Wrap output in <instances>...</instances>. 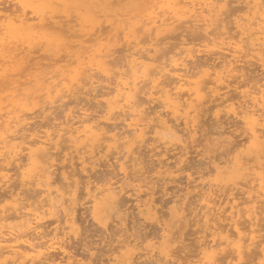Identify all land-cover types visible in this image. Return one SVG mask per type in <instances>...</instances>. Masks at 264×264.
I'll return each mask as SVG.
<instances>
[{
  "label": "bare ground",
  "instance_id": "6f19581e",
  "mask_svg": "<svg viewBox=\"0 0 264 264\" xmlns=\"http://www.w3.org/2000/svg\"><path fill=\"white\" fill-rule=\"evenodd\" d=\"M221 1L222 0H220V1L219 0H0V162H1L0 163V188H2L4 185H5V187L6 186H8V187L14 186L15 187V188H12L9 190H8V188L6 190L3 189L5 191V193L2 192V194H1L2 198L0 196V203L4 202L3 205L1 204L2 208L0 209V264H15V263H18L20 259H23L24 261H27L26 263H30V264H36L37 262L41 263L42 261L45 262V260H48V258H49V256H46V255H48L52 249H56V250L59 249V250H61L67 254L66 255L63 253L64 256L66 255L65 256L66 259H63L61 261L62 263H59V264H66V263L67 264H83V262L82 263L79 262L80 259H78V258H76L77 259V262H76V260H74V257H73L74 255L73 254L71 255V253H70L71 251L67 250V248L65 246L66 244L64 245V241H63L65 239L64 237L67 236L70 239L69 236L73 232L70 233V231H66L65 227H63L60 230L54 228L55 229L54 232H53V230H51L52 233H48L49 234L48 236L50 238L48 236L45 237L46 242L44 240V237L42 238V236L43 235L45 236L46 234H43V233H45L44 231H43V233H41V230H40L41 226L40 225H42L41 224L42 222L40 223V221H42L43 216L46 217L47 213H50L49 215H53L52 213L55 212L54 210L60 208L61 210H63L65 212V220H64V217H62V218L67 223L66 228H69V227L72 228L73 223L75 222V217H74L75 214L73 215L74 207L72 205H69V204H71L69 202L67 205V201L69 200V198H68L69 195L66 196L67 199L65 200V195L67 192L65 191L64 188H63L64 190H62V189L60 190L59 188L53 189V186H55L54 184L56 183V180H57L55 177H53L54 173L56 172L54 170L56 167L55 168H53V167L55 165L57 166L58 162L55 163V165H54L53 160H52V162L50 161L52 152L55 149H56V151H57V149H59V145L63 144V142H61V141L69 140L71 142L70 146L72 145L71 147L72 148L74 147V151H77V153L82 152V154L80 155L81 156L80 159L82 160V158H83V162H85L86 156H88L89 153H93L97 149L96 146L97 147L99 146L98 144L100 143L101 140H108L109 139V140H111V141H109L111 144L112 143L117 144V142L119 140L123 139L125 136L124 137L122 136L123 138L118 137V136H121L118 134L119 133L118 130L116 131L118 133H109L110 129L106 130L107 126L106 127L103 126V124H101V122H100V119H102L104 122L108 123L111 121L112 118H114L113 117L114 114L116 112H119L118 110H120V112H125V113H127L126 111L129 112L130 116H128V117H130V118H128L129 121L126 122L129 127L128 126H126V127L130 128L131 130L134 131V135L136 134L134 136L135 139L141 138V136L143 137L142 134H143V128L144 127L142 126L143 125V122H142L143 119L141 118V117H143L142 116L143 110L140 109V104H142V102L140 103L139 98L137 99V97H138L137 94L140 91L139 89H142L141 87H139L140 86L139 83H141V81L148 79L149 81L153 82L154 86H157L159 84L158 80L160 79V77L164 76L166 73H168L170 71V69L171 70L176 69L177 71L179 70L177 74L179 75L178 83H180V85L177 88L176 87L172 88V90L173 89H178V90L177 91L174 90V91H176L175 94L174 93L171 94L170 93L171 90H166L163 86H162V88L160 86V88H161L160 90L163 91V88H164V90L167 92L166 93L167 96L165 97L166 100L164 99L162 101H164V105L166 106L165 108L167 109V107H168V110L171 109V111L173 112L172 114L176 115L175 118L179 116L178 114H180L179 113L180 111L183 112V110L185 108V107L183 108V106L185 105L184 103L189 102L191 100L190 99L191 97L192 98L195 97L196 100L205 99V96H206L205 91L208 89V92H212L211 94L213 95V97L215 96V97H217V99L219 98V100L221 98V101L216 104L217 106H220L221 104H223L224 102H227V101L232 102L230 104V106L232 105L231 109L233 108L232 112L235 115H239V116L241 115L240 117L242 118L243 123H245V125H246L245 132L249 136L248 139H250V141H251V142L250 141L247 142V143L250 142L251 149L248 147H246V148L250 149L249 151L254 152L256 157H259L258 159L262 158L261 160H263V157H264L263 156L264 155V122H261V121H263L262 119H264V110H263L264 109V91H263L264 89L262 90L263 86L262 87L260 86L261 88L258 86L260 89H258L257 91H254V90H256V88H255V89H253V91L251 93H250V91H247L246 93L245 92L239 93L240 95L242 94V97H244L243 98L244 100L247 97L248 98L247 101H250L251 103H249V104H251V105L248 104L245 107V105H243V103L240 101V103H242L241 107H243V108L240 107L241 111L240 110L237 111L236 108L238 105H236V103L239 100L235 101L236 102L235 103V102H233V100H234L233 97L231 98L229 96L226 98L224 96L223 97L221 96V94L225 95L224 93H221V91L223 92V88H225V86L227 87V89L229 88V85H224L225 84L224 82L226 80H224L223 77L225 76V78H226V74L225 75L222 74L223 72L220 71V73H221L220 74L215 69L216 70L215 71L216 76L213 79L210 78V79L206 80V82L207 81L208 82L207 83L204 82L203 85L201 83H198L200 81H198L197 79H195L196 80L195 82H192L191 80H189L187 78L189 76L186 77L187 79L185 78V75H187V74H183L184 73L183 69H184V66L186 68L188 66L185 64V62H187L189 60V57H192V55L194 56V53L196 52V51L195 52L192 51V49L195 47V44H196V43H194L197 40L196 38H193L191 40L188 37L190 40L189 39L184 40V41H182V43L179 42L182 44V49L177 48V51L178 50H181V51L176 52L175 55H171V58H170L171 61L169 62V64L167 62H163V60L165 61L166 59L161 58V56L163 57V55H162L163 52L159 51L161 48L160 44H163L162 42L160 43V39H161L160 37H162L160 35H163L162 34L163 32L167 33L166 31H168V33H169L170 32L169 30H172V31L175 30V32H176V30L179 27V24L182 25L185 23V25H188V27L192 28L194 26L195 29H197V27H200V26L196 27V24L201 22V23L205 24L206 28L208 27V25H209V28H211V26H213V24H214L213 22L218 21V19H219L218 15H221L219 13L221 11H223L221 8L226 7L225 6L226 4L221 3ZM225 1H227V0H223V2H225ZM249 1H251V2L253 1V4L249 5V9L251 7L253 10L250 9L249 12L250 13H251V11L254 12V13L252 12V16H254L256 13L257 15L259 14V16L261 17V18H259L260 19L259 20L258 18H256L254 16L255 20L258 19L257 20L258 22L257 21L256 22L258 24H260V27H261L259 33H261L264 37V2L261 0H249ZM8 2H10V6H9L10 8H12L11 5H13V6L16 5L17 6L16 9H9L8 7H6L7 4L5 5V3H8ZM227 2H229V1H227ZM219 3H221V4H219ZM8 10H10V12ZM215 16L218 17V19L215 18ZM242 16H241V18H242ZM249 16H250V14H249ZM254 17H252V19ZM249 18H251V17H249ZM251 21L252 20L250 19V22ZM248 22L249 21H247V23ZM256 22H253V23L256 24ZM215 23L217 24V22H215ZM239 23L241 24V22H239ZM203 24H202V27L204 26ZM210 24H212V25H210ZM251 24L252 23H250V28L252 27ZM255 24H252V25H255ZM258 24H257V26H258ZM199 25H201V24H199ZM237 25H238V23H237ZM241 25L245 26L244 23H242ZM248 25H249V23H248ZM77 26L79 27L78 29L76 28ZM182 27L184 29V26H182ZM182 27H180V28H182ZM245 27H247V26H245ZM253 27H252V29H253ZM239 28H241V26ZM259 28H256V30H258ZM179 30H181V29H179ZM198 30L200 31V29H198ZM245 30H246V28H245ZM254 30H255V28H254ZM209 31H207V32H209ZM207 32H206V34H207ZM211 32H214V31H211ZM246 32H248V31H246ZM246 32H245V34H246ZM183 33H185V32H182V34ZM257 33H258V31H257ZM144 34L148 37L147 40H146V36H144ZM170 34H171V32H170ZM176 34H179V32L178 33L176 32ZM180 34H181V32H180ZM201 34H202V32H201ZM172 35H173V33L169 36H172ZM252 35H254V34H252ZM252 35L249 34V37L253 38ZM259 35H257V37ZM143 36L145 37V39L143 38ZM169 36H168V38H170ZM202 36H206L207 39L210 38V37H208V35H202ZM166 37H167V35H165V38ZM177 37H179V35ZM193 37H195V36H193ZM217 37H216V39H217ZM165 38L163 37L162 38L163 40L161 39V41H164ZM171 38H174V37H171ZM250 38L248 40H250ZM259 38H260V36H259ZM259 38H258V40L260 41L261 38L260 39ZM148 40L152 42L151 45L153 46L152 47L153 50L152 49H150V50H152L153 52L155 50L156 54L158 53L157 51L161 52V56H159V53H158V57H156L155 52H154V54L151 53V54H153L152 56H151V54L150 55L145 54L146 52L142 53L143 50L146 51V49H144L145 47H143V46H142L143 48L141 47V45H142L141 43L146 42ZM166 40H168V39H166ZM204 40H202V41L204 43H206ZM211 40H212V38H211ZM123 41H124V43L126 42L127 46H129L127 49L128 51H129V49L130 50L134 49V51L133 50L129 51L130 53L127 51L128 54L125 53L126 52L125 51L124 54H126V55H125V57H122V59L125 58V60H122L121 64L118 61L117 62L119 64L116 63V61H115V63L113 62L114 65L111 67L112 60H110V58L113 57V55L117 51L116 45L121 44L120 42L123 43ZM202 41H201V43H202ZM240 41L242 43H240L238 41H236V43H235L236 44L235 53L236 52L237 53L233 54V52H231L234 56L236 55L237 59H239L240 57L244 58L245 56H251L253 59H255V57H257V58L260 57L261 58L260 62L262 63V61H263V63H264V57H262V56H264L263 55L264 54V42H263V40L258 42L257 38L252 39V41L250 43H248V46L246 45L247 47H245V42L243 43V41H245V40H243V41L240 40ZM213 42H215V44H217L216 41L213 40ZM255 42H257L259 44H256ZM133 43H135V44H133ZM167 43H168V41H167ZM192 43H194L193 48L191 47L193 45ZM43 44L44 45L46 44L45 46H47V45L48 46L45 48V46ZM52 44L53 45L56 44L58 46V47L57 46H52V47H57V49H59V51H64L63 52L64 54L61 52V54H63V55H60V56L58 55L60 52L59 53L57 52V55L59 57L56 56L57 58H55L54 61L52 59L53 57L52 58L46 57L47 55H43V53H42L48 47H50L49 49H51V46H49V45H52ZM131 44H133L134 46ZM37 45L40 48L37 47ZM41 45L43 46V48L41 47ZM122 45H119L118 49H120V46H122ZM139 45L142 49H138ZM148 45H150V44H148ZM151 45H150V47H151ZM159 45H160V47H159ZM204 45H207V44H204ZM204 45H203V47L206 48V46H204ZM144 46H146V45H144ZM35 47L39 48L40 50H41V48L43 49V50H41V53H42L41 55L45 56L44 58L41 55L40 56L37 55L38 49ZM211 47L212 46H210V49H211ZM44 48H45V50H44ZM121 48L122 49H120V51L125 49L124 47H121ZM163 48L164 47H162L161 49H163ZM53 49H55V48H53ZM147 49H149V48H147ZM113 50H114V52H112ZM150 50H148L149 51L148 53H150ZM196 50H198V49H196ZM201 50H203V48H201ZM223 50H225V49L223 48ZM233 50H234V46H233ZM163 51H164V49H163ZM172 51L174 53L176 50L174 51L172 49ZM198 51L200 53V50H198ZM46 52L48 53V50H46ZM117 52H119V50ZM168 53H169V51H168ZM166 54H167V52H166ZM183 54L186 56L182 57V56H184ZM237 54L238 55L241 54V55H239L240 57L237 56ZM195 55H196V53H195ZM233 55H232V57H234ZM40 57H42V58H40ZM194 57H192V58H194ZM48 58H49V62L51 59V61L53 63L52 62H50V63L45 62L46 63L45 64L43 62L44 63L43 64L42 59H45L43 61H46ZM234 58H233L232 62H230V59L228 58L229 59L228 62H230V64L228 62L225 64H229V66L223 64L229 68V69L226 68L228 70L227 74L229 72H232V71H234L236 73V71H237L238 67L236 66L237 67L236 68L235 64L233 65ZM260 58H259V60H260ZM242 59H241V61H242ZM158 60H159V62H158ZM238 61H240V59ZM156 63H157V65H156ZM53 66H55V67H53ZM51 67H53V69L49 70ZM151 67H154V69L153 68L151 69ZM114 68L116 69V71H113V70H115ZM111 70L113 72H115L114 73L115 76H113V77H115V79H114L115 80V83H114L115 86H114V88L111 87L112 88L111 91L109 90L110 92L108 94H110V97H107V99L105 100V102H106L105 108L106 109H105V111H103L104 113L100 116V119H97V118L94 119V117L93 118L88 117L89 114L87 115L88 112H85V111L80 113V114H77L74 112L73 109H71V110H69V113L66 111L68 114H66L65 120L64 121L62 120L63 122H61V123L58 122L59 124H57L58 126L56 125L57 127H54L55 124L53 125L51 123H48L49 122L48 120L46 123L47 125L46 124L44 125L42 123L45 126L44 129H42V130H37V129L33 128L34 126L31 124L33 127H31V132H29V128L25 127V125L27 123H29V121L24 126H21L23 124V121H26V119H28L27 116L29 114L32 113L34 115V113L36 112V111L35 112L32 111L34 109L32 107H35V109H36V107L38 108L40 106L42 108L41 111L43 110L42 112H45L48 108H49V110H51L52 107H55L54 104L55 103L57 104V101L59 99L62 100L65 95H71V94L76 93L77 91L76 92H74V91L79 86L82 85L81 87H83V85H85V83L95 85L97 82L101 81L100 80L101 77H105L106 79H109V78L111 79V75L113 74ZM180 70L183 73H181ZM199 71H201V70H199ZM208 71H211V70H208ZM170 72L172 73V71H170ZM205 72H207V71H205ZM211 72H213V71H211ZM211 72H210V74H211ZM215 72H213V73H215ZM213 73H212V75H213ZM206 74L208 75V72ZM182 75H184V76L182 77ZM222 75H224V76H222ZM232 75H234V73L233 74L230 73V76H232ZM191 76H194V75H190V78H191ZM206 76H204V77H206ZM204 77H202V79ZM210 77H211V75H210ZM228 77H229V75H228ZM239 77H242V75ZM239 77H237V78H239ZM161 79H162V77H161ZM171 79H172V77H171ZM229 79H230V77H229ZM190 81L193 83V85L191 84ZM229 81H226L227 84ZM176 82H174V83H176ZM30 83L31 84L33 83V84L31 85ZM27 84H29L33 89ZM141 84H144V82ZM186 84H189L190 88L188 85H187L188 87H186ZM196 84H198V85L196 86ZM240 84H243V83H240ZM108 85H109V83H108ZM145 85H146V83H145ZM169 85H170V83H169ZM171 85H172V82H171ZM173 85L175 86V84H173ZM208 85H210V87H208ZM97 86H95V87H97ZM183 86H185L186 89L189 88L184 93L181 92V89L183 90L185 88ZM243 86H245V85L243 84ZM81 87H80V90H81ZM89 87H90V85H89ZM143 87H144V85H143ZM237 87H239V86H237ZM26 89H28V90H26ZM86 89L84 87V90H86ZM155 89H153V90H155ZM76 90H78V89H76ZM142 91H140V93ZM171 92H173V91H171ZM82 93H83V91H82ZM112 93H113V95H111ZM163 93L165 94V92H163ZM141 94H140V96H141ZM158 94H157V98H159ZM258 94L259 95L261 94V95L259 96ZM149 95H150V93H149ZM172 95H174V97ZM203 95H205V96H203ZM236 95H237V93H236ZM187 96H189V98H187ZM207 96L209 98V95H207ZM75 97H77V96H75ZM162 97H163V95H162ZM213 97L211 96L210 98L213 99ZM152 98L153 97H151V99ZM159 99H157V100H159ZM195 99H192V100H195ZM212 99H210V100H212ZM231 99H233V100H231ZM213 100L215 101V99H213ZM7 101H8V103L4 105V103ZM199 102L200 101H198V103L195 102L196 105H198ZM201 102H202V100H201ZM204 102H206V101H204ZM58 103H60V101ZM207 103L208 102H206V104ZM234 103L236 106L234 105ZM192 104L193 103L190 102V105H192ZM190 105H188L189 108L186 107L187 109L184 110L186 112V114H185L186 120L185 119L184 120L186 121V125H189L191 127L192 126L195 127V128L192 127V130L195 132V134H197L196 132H197V129H199V128H198V126L196 127V124L199 121L196 118L197 115L194 117L190 116V109H192L190 107ZM69 108H70V106H69ZM181 108H182V110H181ZM203 109H204V107H203ZM231 109H229V110L231 111ZM199 110H201V109H199ZM204 110H202V111H204ZM229 110H228V112H229ZM261 110L263 111L262 113H261ZM193 111H194V109H193ZM28 112H31V113H28ZM191 112H192V110H191ZM53 113H54V111H53ZM155 113H157V112H155ZM148 114H149V112H148ZM169 114H171V113H169ZM191 115H192V113H191ZM63 116H65V115H63ZM125 116L127 117V115H125ZM153 116L155 117V115H153ZM31 117H32V115H31ZM172 118H174V117H172ZM114 119H116V118H114ZM56 120H57V118H56ZM175 120H172V122H175ZM162 122L163 123H161V125H165L166 130L161 132V131H159L160 129H158V131L162 133L161 137H163V138L166 137L167 138L166 140H168L169 138H173V137L175 138V135H177V134H176V129H174L173 125L172 124L169 125L168 120L167 121L165 120ZM169 122L171 123V121H169ZM174 126H175V124H174ZM184 129H185V127H184ZM177 131H179V130H177ZM225 132H227V131H225ZM245 132H243V133H245ZM223 133H224V131H223ZM192 135L194 137V134H192ZM214 135H215V133H214ZM221 135H223V134H221ZM178 136H180V139H182L181 135H178ZM178 136H177V138H179ZM126 138H128L127 135H126ZM212 139L214 140L215 138L213 137ZM221 139H222V136H221ZM225 139H223L224 142H227L226 141L227 139L226 140ZM124 140H126V139L124 138ZM172 140L169 139V141H172ZM220 140H218V141L220 142ZM141 141H142V139H141ZM180 141L182 142V140H180ZM70 142H68V143H70ZM165 142H167V141H165ZM133 143H131V144H133ZM208 143H209V141H208ZM212 143H214V142L212 141ZM241 143L242 142H240V144ZM247 143H246V146H247ZM65 144H67V143H65ZM109 144H108V146L111 145V144L110 145ZM137 144H138V142H137ZM137 144H136V146H137ZM231 144H233V143H231ZM118 145H116V146L118 147ZM131 146H129V148H127V152L129 154L133 155L134 149L136 147L134 146V148H133V145H131ZM248 146H249V144H248ZM71 147H69V145L67 146L68 149ZM238 148H239V146H238ZM135 150H136L135 152H137V149H135ZM240 152H242L241 149H240ZM56 153L58 154L59 152L57 151ZM86 153H87V155H86ZM229 153H231V152H229ZM237 153L238 152L236 151V154ZM57 154H56V156H57ZM65 154L67 155V153H65ZM71 154H73V153H71ZM90 155H92V154H90ZM131 156H130V159H131ZM238 156H239V154H238ZM244 156H242V154H241V156H239V159H238L239 161L237 162V165H236L237 168H236L235 172L232 173V175L235 177H237L239 175L238 172L240 170L245 169L244 168L245 162L243 160ZM59 158H61V157H59ZM94 158H95V156H94ZM55 159H57V158H55ZM132 159H133V157H132ZM258 159H255V160L259 161ZM70 160H72V159H70ZM80 162H82V161H80ZM225 163L227 164V161ZM59 164H60V162H59ZM259 164H262V163H260V161H259ZM259 164H258V167H259ZM13 165L16 166L17 170L21 169L20 174L22 175V184L23 185L26 184L27 182H31V179H32V184L37 185L38 188L41 189L42 194L44 193L45 196H44V198L42 197L43 202H41V204L29 203V205L23 206V198L21 196L22 195L21 190L19 189V187L16 188L17 185L15 186L13 184V182H12V184L10 182L11 180H13V177H12L13 175H11V173H10V171H12V169L14 167ZM60 165L63 166V163H61ZM60 165L57 167L58 169H60L59 167H62ZM125 165H126V163H125ZM65 166H63V168ZM163 166H166V165L164 164ZM67 167H69V166L67 165ZM134 167H135V165H134ZM260 167H262V166L260 165ZM87 168H88V166H87ZM228 168L230 169L229 164H228ZM169 169H170V167H169ZM249 169H252V167H250ZM261 169H256V170H258L256 172H260L259 170H261ZM250 171H248V172H250ZM263 171H264V168H263ZM88 172H89V170H88ZM173 173H174V171H173ZM240 173H242V171H240ZM260 173H262V172H260ZM66 174L67 173L63 174L66 176L64 178L65 179L67 177L70 178L69 175L67 176ZM70 174H72V173H70ZM253 174H255V173H253ZM259 175L260 174H258V176ZM15 176H18L17 172H16ZM230 177H232V176H230ZM258 178L260 179V181H259L260 184L258 183L260 190L258 189V187L256 190L258 193H256V194L253 193V190H255L254 188H252V189L250 188L248 191H246L244 193V194H246V193L248 194V196L246 195L248 197V200L247 199L246 200L251 203V206L246 207V210L243 207L242 211L245 210L243 213V212H241V210H239L238 204L234 203L236 201L235 198H238V196L231 198L234 201V202H232V204L233 203L234 204L230 206V207H232L231 210H226L227 214L229 211H231V212L227 218L222 217V218H224V221L225 220L227 221V222L226 221L225 222L228 223L229 227H231V228L227 229L228 224L227 225L225 224L224 228L227 229V231H226V229L222 228L223 226L221 225L222 229H219L221 231H218V229H214L215 231L212 230V234H211V235H214L215 237L217 235L218 236L221 235L220 238L222 240L221 239L220 240L225 242L224 244H226V247H227V245H229L228 248H230V245H231V248H232L231 250L233 251L234 255L237 256V257L235 256L236 259L239 258L238 260H241V258H242V260H243L242 264L245 263L244 262L245 259H243L246 255L245 253H247L250 249L252 250L253 248L254 249L260 248L259 246H261V249H260V251H258V254H260L262 257V258L260 257V259H262V260L259 262L260 263L262 262L261 264H263V262H264V241H263L264 239L257 233L258 230H260V232H261V228L256 229V224L261 223V222H259V219H260V221L262 219L260 217L261 216L260 214H262V215L264 214V212H262V210H264V209L259 208V206H261V205H263V207H264V204H260V203H263L261 201L263 199L260 200V197L262 195H264V174L262 173ZM16 179H17V177H16ZM230 180H232V179H230ZM104 181H106V180H104ZM8 182H10V184H8ZM234 182H236V181L234 180ZM239 182H240V180H239ZM117 183H118V181H117ZM246 183L249 184L250 182L249 183L246 182ZM17 184H19V183H17ZM221 184H222V182H221ZM91 186H89V187L87 186L88 194L87 193L86 194H87V196L90 195L91 199L93 200L92 202L94 203V206H95V210H93V211H96V214H99L101 211H104V209L105 210L107 209L106 212L108 213L111 204H114V203L116 204L117 200H118L117 202H120L119 199H117L118 194H119V191H117L118 188L114 185V183L111 181V179L109 181L107 180V182L102 184V185L98 184V186H96L95 188L91 187ZM25 187L26 186H24L23 188H25ZM77 187H79V186H76V189H77ZM23 188H22V190H23ZM85 188H83V189H85ZM213 188L214 187L212 186L211 189H213ZM230 189L231 188H229V191H230ZM237 189L238 188H236V190ZM243 189H244V187H243ZM198 190H199V188H198ZM63 191H65V193ZM76 191H75V194H76ZM209 191H210V189H209ZM209 191L207 192V195H208ZM213 191H214V189H213ZM229 191H227V192H229ZM68 192L71 193L70 190H68ZM72 192H73V190H72ZM121 192H122V190H121ZM73 193L70 195L73 196ZM25 194H24V196H25ZM241 194L242 193H240V195ZM210 195L212 196V194H210ZM230 197H232V195ZM239 197H242V196H239ZM36 198H37V196H36ZM71 198L72 197L70 196V201H71ZM200 198H202V196ZM207 198H208V196H207ZM207 198H205V199L208 200ZM263 198H264V196H263ZM24 199H25V197H24ZM205 199L203 198L204 201H205ZM212 199H213V197H212ZM29 200H27V201H29ZM245 201H244V204H245ZM258 201L260 203H258ZM32 202H34V201H32ZM90 202H91V200H90ZM214 203H216V202L214 201ZM257 203L260 205H258ZM146 204H147V202H146ZM186 204H187V202H186ZM208 204L211 205V203H208ZM208 204H207V206L209 207ZM116 206H118V205H116ZM90 207H92V206H90ZM113 207H115V206H113ZM111 209H112V206H111ZM154 209H155V207H154ZM220 209H221V207H220ZM240 209H242V208H240ZM114 210H116V209H114ZM216 210H218V209H216ZM118 211H119V208H118ZM118 211H117V214H119ZM153 212L155 214L157 211L156 212L153 211ZM218 212H220V210ZM58 214H59V212H58ZM76 214H77V212H76ZM186 214H188V213H186ZM223 215L224 214H222V216ZM243 215H245V217ZM61 216L62 215H60L59 217H61ZM123 216L124 215L122 214V216L119 218V221L121 222V224L123 222H125V221H123L125 219V218H123ZM241 217H243L245 220L241 219ZM262 217H264V216H262ZM95 218H96V216H95ZM207 218H208L207 220H211V219H209V217H207ZM165 220H166V218H165ZM224 221H221V222H224ZM219 222L220 221H218V223ZM210 223H209V225H210ZM243 223H244V225H243ZM245 223H246V225H245ZM215 224H216V222H215ZM215 224H213V226ZM220 224H223V223H220ZM263 224H264V222H263ZM263 224H261L262 227L264 226ZM207 225H208V223H207ZM218 226L219 225L217 224L216 228H218ZM258 227H260V226H258ZM231 229H233L234 231H230ZM255 229L257 230V232ZM165 231H166V229L164 230V233H166ZM229 231L232 233H230ZM223 232H224V234H223ZM225 232H227V233L225 234ZM35 234H36V236H35ZM166 234L168 235V233H166ZM263 234L261 233V235H263ZM214 236H212V238ZM259 236L263 240L257 241L258 240L257 237H259ZM37 237H38V239H39V237H41V239H43L44 242H40L37 239ZM215 237H214V239H212L213 242H214V240H216ZM48 238H49V240L47 241ZM36 239L39 242H37ZM199 239H201V237ZM184 240L185 239H183V241ZM66 241L67 240H65V242ZM134 241H136V240H134ZM136 244H138V243H136ZM164 244H166V243H164ZM183 244H185V243L183 242ZM166 245L164 248L167 247ZM122 246H124V245H122ZM168 246H170V245H168ZM175 246H176V244H175ZM221 246L224 247L223 244ZM221 246H218V247L224 251L225 248H222ZM255 246H256V248H255ZM117 247L119 248V246H117ZM174 248H176V247H174ZM185 248H186V246H185ZM211 248H213V247H211ZM217 248H215V249H217ZM215 249L208 250V248L204 247V245H203V248H202L203 252L202 253L205 254V256H204L205 259H203V260L201 259L198 264H217L216 259L218 257L217 256L218 253H216L217 250H215ZM221 249H220V251H221ZM61 251H59V253ZM68 251H70V252H68ZM176 251H181V248H180V250L177 249ZM223 251H221V253ZM173 252H174V250H173ZM255 252H257V251H255ZM252 253H254V251ZM249 254H250V252H249ZM250 255H252V254H250ZM223 256H225V253L223 254ZM231 256L233 257V254H231ZM56 257H57V255H56ZM235 257H233L232 259L234 260ZM134 258L135 257H133V259ZM219 258H221V257H219ZM167 259H170V258H167ZM171 259H172V257H171ZM218 260H220V259H218ZM251 260H252V258H251ZM24 261H23V263H24ZM80 261H82V260H80ZM221 261H222V259H221ZM221 261L219 262V264H225L228 262V261L225 262V260H223V262H225V263H223V262L221 263ZM230 261H232V260H230ZM44 262H42V263H44ZM46 262H48V261H46ZM236 262H238V261H236ZM251 262L252 261H250V264H251ZM40 263H38V264H40ZM168 263H169V261H168Z\"/></svg>",
  "mask_w": 264,
  "mask_h": 264
},
{
  "label": "rangeland",
  "instance_id": "374dc122",
  "mask_svg": "<svg viewBox=\"0 0 264 264\" xmlns=\"http://www.w3.org/2000/svg\"><path fill=\"white\" fill-rule=\"evenodd\" d=\"M227 1H229V2H227ZM227 1H225V2H223V0L221 1V3L226 4L225 6L227 8L226 7H224V8L222 7L221 8L223 11L220 10L221 12L219 14H221V15H218L220 20L218 19V17L215 16V18H217L218 21H215V20L214 21L217 22L218 25L215 22H213L214 24H213V26H211V28H209V25L206 28L205 24L199 22V23L196 24V27L200 26L201 28L197 27V29H195L194 26L191 28V27H188V25H185V23L182 24V25L179 24V27L177 26L178 29L176 28L177 29L176 32L177 33L179 32V34H176L175 30H173L174 32L172 30H169L171 32V34L173 33L174 36L173 35L169 36L171 34H170V32L168 33V31H166L168 34L163 32L162 33L163 35H160V36H162V37H160L161 39L163 37L165 38V35H167V37L164 39V41H161V39H160V43L161 42L163 43V44H160V45H161V48L164 47L163 48L164 51L161 48H160L159 51L163 52V54H162L163 57L161 56V52H159V51H157V52L159 53V56H161L162 59H166L165 61L163 60V62H167L169 64V62L171 61V59H170L171 55H175L176 52L181 51V50L177 51V48L178 49H182V44H181L182 41L188 40L189 38L191 40L193 38H196L197 40L196 39H195L196 41L194 40L195 41L194 43H196L195 47H194V43H192L193 45L191 44L192 46L190 45L192 48L194 47L193 48L194 50L192 49V51L193 52L196 51L195 52L196 55L194 53V56L196 58L193 55H192V57H194V58L189 57V60L188 61L186 60L187 62H185V64L188 65L187 68L184 66V69H183L184 73L181 72V70H180V72L183 73V74H187V75H185V78L187 76H189L187 78L189 80H191L192 82H195L196 81L195 79H197L198 81H200L198 83H201L202 85L204 84V82H206V80H208L210 78L213 79L216 76V72H215L216 70L219 73H220V71L223 72L222 74H224V75L226 74V78H227L226 79L225 76L222 75V76H224L223 77L224 80H226V81L230 80L231 82L229 81L228 84H227L226 81L224 82L225 83L224 85H229L230 89L229 88L227 89V87L225 86V88H223V92L221 91V93H224L225 95L221 94V96L222 97L224 96L226 98L229 97V96L231 98L233 97L234 100L231 99V100H233V102L239 100L238 102L240 103V101H241L243 103V105H245V107H246V105H248L251 102L247 101L248 100L247 97L245 98V100L247 101L246 102L243 99L244 97H242V94L240 95L239 93H241V92H245L246 93L247 91H250V93H251L253 91V89L256 88V90H254V91H257L262 86H263L262 90L264 89V63H263V61H262L263 64L260 62L261 61L260 57H259L260 60L257 57H255V59L257 58L255 60L251 56H245L243 58V57L239 56L241 54H239V55L237 54V56L240 57L239 58L240 61L243 58L242 61L240 62V61H238L239 59L236 58V55L234 56L233 54L235 53V46H236L235 43H236V41L242 43L240 40H242V41L245 40V41H243V43L245 42V47H247L248 43H250L252 41V39H255V38H257L258 42H260L261 40H263V42H264L263 35L261 33H259L260 29H261L260 24L257 23L258 22L257 20L259 18H261V17L259 16V14L257 15L255 13L254 16L256 18H258V19L255 20V17L252 16V12L253 11H251V13L249 12V10L252 9L251 7L249 9V5L253 4V1L252 2L249 1V0H227ZM261 1L264 2V0H261ZM221 3H219V4H221ZM6 4H7L6 7H8L9 9H16V7H17L16 5L15 6L11 5L12 8H10L9 7L10 6V2L5 3V5ZM8 11L10 12V10H8ZM248 13L250 14V16H249ZM241 16H242V18H241ZM248 16L251 17V18H249ZM252 17H254V18L252 19ZM250 19L253 22L257 21L256 24L253 23L252 21L250 22ZM238 21L241 22V24L244 23L245 26H247L248 28L245 27L244 25H241ZM247 21H249L248 22L249 25H248ZM237 23H238V25H237ZM250 23L255 24V25L251 24L252 27L254 26L253 29H252V27L250 28ZM199 24H201V25H199ZM202 24L205 27L204 26L202 27ZM257 24H258V26H257ZM210 25H212V24H210ZM182 26H184L185 30L183 29ZM240 26H241L242 29L239 28ZM180 27H182V28H180ZM76 28L78 29L79 27L77 26ZM245 28H246V30H245ZM254 28H255V30H254ZM256 28H259V29L256 30ZM179 29H181V30H179ZM198 29H200V31ZM207 31H209V32H207ZM211 31H214V32H211ZM246 31H248V32H246ZM257 31H258V33H257ZM180 32H181V34H180ZM182 32H185V33L182 34ZM201 32H202V34H201ZM206 32H207V34H206ZM245 32H246V34H245ZM248 33L251 34V35L254 34V35H252L253 38H250ZM176 35L177 36L179 35V37H177ZM202 35H208V37H210V38L207 39L206 36H202ZM257 35H259L261 39L259 38V36L257 37ZM144 36H146V35L144 34ZM144 36H143V38L145 39ZM168 36L170 38L171 37H174V38L170 39V38H168ZM193 36H195V37H193ZM216 37H217V39H216ZM241 37L242 38L244 37V38L242 39ZM211 38H212V40H211ZM249 38H250V40H248ZM258 38L260 39V41L258 40ZM147 39H148V37L146 36V40ZM166 39H168V40H166ZM200 40L201 41L204 40L206 43H204L203 41L201 43ZM213 40L216 41L217 44H215V42H213ZM167 41H168V43H167ZM146 42H142L141 43L142 44L141 47L143 46V47H145L144 49H146V51L143 50L142 53L146 52L145 54L150 55L151 53L154 54V52H155V54H156L155 50H154V52L152 51L153 50V48H152L153 46L151 45L152 42L149 41V40L146 41ZM179 42H181V43H179ZM120 43L121 44L116 45L117 48L115 47L117 49V51L119 50V52L116 51V53L113 55V57H111L112 59L110 58V60H112L111 67L114 65L115 61H116V63L119 62L121 64V61L125 60V58L122 59V57H125V55H126V54H124L125 51H126L125 53H127V54H128L129 51H132V50L134 51V49H131V50L129 49V51L127 50L129 46L126 45V42L124 43V41H123V43L122 42H120ZM255 43L259 44L257 42H255ZM133 44H135V43H133ZM133 44H131V45H133ZM143 44L146 45V46H144ZM148 44H150L151 47ZM204 44H207V45H204ZM38 45H37V47H39ZM119 45H122V46H120V49H122L121 47H124L125 49L120 51V49H118ZM160 45H159V47H160ZM203 45L206 46V48L203 47ZM47 46H45V48ZM49 46H51V49L53 51L51 49H49L50 47H48L46 49V50H48V53L46 52L45 48H44L45 51H43L42 53H43V55H47L46 57H49V58L53 57L52 58L53 61H54L55 58H57L60 55L64 54L63 53L64 51H59V49H57L58 46L56 44H54V45L52 44V45H49ZM52 46H57V47H52ZM210 46H212L211 49H210ZM233 46H234V50H233ZM37 47H35V48H37ZM41 47L43 48L42 45H41ZM141 47L139 45L138 49H142L143 48V47L142 48ZM146 47L149 48V49H147ZM200 47L203 48V50H201ZM222 47L225 50H223ZM39 48H37L38 49L37 55L40 56L42 54L41 50H43V49L41 48V50H40ZM53 48H55V49H53ZM150 49H152V50H150ZM172 49L174 51L175 50L176 51L173 53ZM196 49L200 50V53ZM114 50L112 52H114ZM148 50H150V53H148L149 52ZM168 51H169V53H168ZM223 51L224 52L226 51V52L224 53ZM57 52L58 53L60 52L58 54L59 56L57 55ZM61 52L63 54H61ZM166 52H167V54H166ZM231 52H233V54ZM158 53L155 55L156 57H158ZM153 54H151V56ZM43 55H41V56L44 58L45 56H43ZM232 55L235 58L232 57ZM185 56L186 55H184L182 57H185ZM42 57H40V58H42ZM227 57L230 59V62H232V60L234 58L233 65L235 64V67L237 66L239 68L238 69L236 67L237 71L239 70L238 72L235 70L237 74L234 71L229 72L227 74L228 70L226 68H228V67L225 66V65L229 66V64H230V62H228L229 59ZM262 57H264V56H262ZM49 58L46 61H43L45 59H42V63L43 62L44 63L45 62L48 63L49 62ZM159 60H158V62H159ZM50 62H52L51 59H50ZM227 62L229 64H225ZM223 64H225V65H223ZM156 65H157V63H156ZM53 67H55V66H53ZM53 67H51L49 70L53 69ZM152 68L154 69V67H151V69ZM199 70H201V71H199ZM208 70H211V71H213L215 73H213L211 71H208ZM113 71H116V69L113 70ZM113 71H112L113 74L111 75V79L110 78L106 79L105 77H101L100 78L101 81L97 82L95 85H91L89 83H87V84L85 83V85H83V87H81L82 85L79 86L78 88H76L78 90L75 89V91H74V92L77 91L76 93L71 94V95H65L66 97L64 96L62 100L59 99L57 101V104L56 103L54 104L55 107H52V109L50 108L51 110H49V108H48L45 112H42L43 110L41 111L42 108L40 106L38 107L39 109L37 107L35 109V107H32L33 106L32 105L31 107L34 108L35 110L34 109L33 110L31 109V110L34 111V112L36 111V112L35 113L33 112L34 115L31 113L32 111L28 112V113H31V114H29L27 116L28 119H26V121H23V124L21 126H24L29 121V123H27L28 125L27 124L25 125V127L29 128V132H31V127H33V126H34L33 128H35L37 130H42V129H44V127H45L44 125L47 123V120H48L49 121L48 123H51L53 125L55 124L54 127H57L58 126L57 124H59V123H61V122H63L65 120L66 114H68L69 110H71V109H73L74 112L77 113V114H80V113L85 111V112H88L87 113V115L89 114L88 117H92V118L94 117V119L95 118L100 119V116L104 113L103 111H105V109H106L105 108L106 107L105 106L106 105L105 100L107 99V97H110V94H108V93L115 86L114 85L115 77H113V76H115V74H114L115 72H113ZM170 71H172V73ZM170 71L168 73H166L164 76H161L162 79L160 77V79L158 80V83L160 85L158 84L157 86H154L153 82L149 81L148 79H146L144 81H141V83L144 82V84L139 83V85H140L139 87L142 88V89H139V90L142 91L144 89L141 92L142 94L140 93V91L137 94V96H138L137 99L139 98L140 103L142 102V104H140V109L143 110L142 111V116L143 117H141L143 119V121H142L143 125L142 126L144 127L143 128V134H142L143 137L141 136V138L135 139L134 136L136 134L134 135V131L131 130L130 128H128L129 126L126 123V122L129 121L128 118H130V117H128V116H130L129 112L126 111L127 113H125V112H120V110H118L119 112H116L117 114L115 113L114 116H113L116 119L112 118L111 121L108 122V123L104 122L102 119H100V122H101V124H103V126H105V127L107 126L106 130L110 129L109 133H118L119 132L118 134L121 135V136H118V137L123 138L125 136L124 138L126 140H124V138H123V139L119 140L117 142V144H114V143L111 144L109 142L111 140H109V139L108 140H101L100 143L98 144L99 146L98 147L96 146L97 149L95 148L96 150L93 153H89L88 156H86V158H85L86 161L85 162H83V158H82V160L80 159L81 158L80 155L82 154V152L81 153H77V151H74V147L72 148L71 147L72 145L70 146L71 142L69 140L61 141V142H63V144L60 143L62 146L59 145V149H57V151L59 152L58 154L56 153L57 152L56 149L53 150V152H52L50 161L52 162V160H53L54 165H55V163L58 162L57 166L55 165L53 167V168L56 167L54 169L56 172L54 171L55 173H54L53 177H55L57 179L56 183L54 184L55 186L52 185L53 189H56V188H59L60 190L61 189L62 190L65 189V191L67 192L66 195H65V200L67 199L66 196L69 195V197H68L69 200L67 201V205H68V202L71 203L69 205H72L74 207L73 215L75 214L76 216L74 215L75 222L73 223L72 228L71 227L66 228L67 223H66V221H64L65 220V212L63 210H61L60 208H58L60 211L58 209L54 210L55 212L52 213L54 216L53 215H49L50 213H47L46 217L45 216L42 217V221H40V223L42 222L41 223L42 225H40L41 226L40 230H41V233H43V231H44L45 233H43V234H46L45 236L44 235L42 236V238L44 237L45 242H46V238L45 237L49 235L48 233H52L51 230H53V232H54L55 229L60 230L63 227H65L66 231H70V233L73 232L69 236L70 239L66 236V237H64L65 239L63 238L64 239L63 241H64V245L66 244L65 246H66L67 250L71 251V252L70 251H68V252H70L71 255L72 254L74 255L73 257H74V260H76V262H77L76 258H78V259L82 260V261L79 260V262H81V263L83 262V264H96L97 262H98L97 264H191V263L195 264L196 262H197L196 264H198L201 259L202 260L205 259L204 258L205 254L202 253L203 252L202 251L203 245H204V247H207L208 250H211V249L217 248L218 246H221L222 244L224 245V247L223 246H221V247L225 248L224 251L221 248H219V247H218L219 249L218 248L215 249V250H217L216 253H218V255L216 254L218 256V257L216 256L217 257V259H216L217 260L216 261L217 264H219L221 259H222L221 263L223 262V260H225V262L228 261L227 263L223 262L225 264H229V263L230 264H242V262H243L242 258H241V260H238L239 258L236 259L237 256L234 255L233 251L231 250L232 249L231 245H230V248H228L229 245H227V247H226V244H224L225 242L221 241L222 240L220 238L221 235L220 236L217 235L219 237L218 238L217 236L215 237L214 235H211V234H212V230L218 229V231H221L219 229L224 228L225 224L226 225L228 224V223H226L227 222L226 220H225L226 222L224 221V218H227L229 216L231 211H229L228 214H227L226 210H231V208H232V207H230L231 205H233L234 203L238 204L239 210H241V212H243V213L246 210V207L251 206V203L247 201L248 200V197H247L248 194L247 193L244 194V193L246 191H248L250 188L251 189L252 188L255 189V190H253V193H255V194L258 193L256 191L257 187L259 189L258 183L260 184V182H259L260 179L258 177L262 173L264 174V171H263V168H264V157L263 156L264 155L262 156L263 160H261L262 159L261 157H260L261 159H258L259 157H256L254 152L249 151L251 149V144H250L251 141H250V139H248L249 136L245 132L246 125H245V123H243V120L240 117L241 115L240 116L239 115H235L232 112V110H233V108L231 109L232 105L230 106V104L232 102L227 101V102H224L223 104H221L220 106H217L216 104L221 101V98H220V100H219V98L217 99V97H215V96H214L215 97L214 98L213 95L211 94L212 92H208V89L205 91L206 96L203 95V96H205V99H201L202 102H201V100H196L195 97H193V98L191 97L190 98L191 100L189 102H185V103L183 102L185 104V105L183 104L184 105L183 108L185 107L184 110L189 108L188 105H190V102L193 103L192 105H190V107L192 108V109H190V116L194 117V116L197 115L196 118L200 122V123L198 122L199 124L198 123L196 124V127L198 126V128H199V129L196 128L197 129V132H196L197 134H195V132L192 130L193 126L191 127L189 125H186V121H185L186 120L185 119L186 112L184 110H183V112L182 111L179 112L180 114H178L179 116L177 115L178 117H176L177 118L176 119L175 118L176 115L172 114L173 112L171 111V109L168 110V107L166 109L165 108L166 106L164 105V101H162L164 99L166 100L165 97L167 96V94H166L167 92L164 90V88L166 90L173 91V92L170 91L171 94L172 93L175 94V92L178 89H173L172 90V88L173 87L177 88L180 85V83H178L179 75L177 74L179 70L177 71L176 69H173V70L170 69ZM205 71L208 72V75L211 72V74H210L211 77H210V75L208 76L206 74L207 72H205ZM212 73H213L214 76L212 75ZM230 73L231 74L234 73V75L230 76ZM190 75H194V76H191L192 79L190 78ZM228 75H229L230 79H229ZM238 75L239 76L242 75V77H239ZM183 76L184 75H182V77ZM201 76L202 77L206 76L207 78L204 77L202 79ZM171 77H172L173 80L171 79ZM237 77H239V78H237ZM171 82H172V85L175 84V86L174 85L172 86ZM174 82H176V83H174ZM192 82H191V84L193 85ZM108 83H109V85H108ZM145 83H146V85H145ZM169 83H170V85H169ZM240 83H243L245 86H243V84H240ZM88 84L90 85V87H89ZM27 85H29V84H27ZM143 85H144L145 88L143 87ZM187 85L189 86V84H186V87H188ZM197 85L198 84H196V86ZM210 85H208V87H210ZM95 86H97V87H95ZM160 86H161V88H162V86L164 87L163 91L160 90L161 89ZM237 86H239V87H237ZM258 86L259 87L261 86V87L259 88ZM80 87H81V90H80ZM84 87H85V89L87 88L86 89L87 91L84 90ZM183 87H185V86H183ZM186 87L184 88L185 90L183 89L184 91L181 89L182 93H184L185 91H187L190 88V86L187 89H186ZM152 88L153 89L156 88V89L153 90ZM26 90H28V89H26ZM174 90H176V91H174ZM82 91H83V93H82ZM163 92H165V94ZM149 93H150V95H149ZM236 93H237V95L238 94L239 95L237 96ZM140 94H141V96H140ZM157 94H158V97L160 99L157 98ZM111 95H113V93ZM162 95H163V97H162ZM207 95H209V98H208ZM75 96H77V97H75ZM172 96L174 97V95H172ZM211 96L213 97V99H215V101L212 98H210ZM151 97H153V98L151 99ZM187 98H189V96H187ZM157 99H159V100H157ZM192 99H195V100H192ZM210 99H212V100H210ZM59 101H60V103H58ZM194 101L196 103H198V101H200V102H199L198 105H196V103ZM204 101H206L208 103L206 104V102H204ZM7 103H8V101L5 102L4 105L7 104ZM235 103H234V105H235ZM237 103H236V105H238V106H237L236 110L237 111H239V110L241 111V108H243V107H241L242 103H240V104L239 103L237 104ZM249 105H251V104H249ZM69 106H70V108H69ZM203 107H204L205 110L203 109ZM228 108L231 109V111ZM193 109H194V111H193ZM199 109H201V110H199ZM181 110H182V108H181ZM191 110H192V112H191ZM202 110H204V111H202ZM228 110H229V112H228ZM53 111H54V113H53ZM148 112H149V114H148ZM155 112H157L158 114L155 113ZM262 112L263 111L261 110V113ZM169 113H171L172 115L169 114ZM191 113H192V115H191ZM31 115H32V117H31ZM63 115H65V116H63ZM125 115H127V117ZM153 115H155V117ZM172 117H174V118H172ZM56 118H57V120H56ZM165 120L166 121L168 120L169 125L172 124L174 129H176V134L177 135H175V138L174 137L173 138H169L168 137L171 140L173 139L172 141H169V139L166 140L167 139L166 137H164V138L161 137V135H162L161 132L166 130V126L165 125H161V123H163L162 121H165ZM172 120H175V122H172ZM262 120L263 121H261V122H264V119H262ZM169 121H171V123ZM174 124H175V126H174ZM126 126H128V127H126ZM184 127H185L186 130L184 129ZM193 128H195V127H193ZM158 129H160L159 131H161V132H159ZM111 130L112 131L114 130L115 132L114 131L112 132ZM117 130H118V132H116ZM177 130H179V131H177ZM223 131H224V133H223ZM225 131H227V132H225ZM243 132H245V133H243ZM214 133H215V135H214ZM192 134H194V137H193ZM221 134H223V135H221ZM126 135H127L128 138H126ZM178 135H181L182 139H180V136H178ZM177 136L179 138H177ZM221 136H222V139H221ZM213 137L215 138L214 140L212 139ZM141 139H142V141H141ZM223 139H225L227 142H224ZM180 140H182V142ZM218 140H220V142ZM165 141H167V142H165ZM208 141H209V143H208ZM212 141L214 143H212ZM248 141H250V142L247 143ZM68 142H70V143H68ZM137 142H138V144H137ZM240 142H242V143L240 144ZM65 143H67V144H65ZM131 143H133V144H131ZM231 143H233V144H231ZM246 143H247V146H246ZM108 144L110 146H108ZM136 144H137V146H136ZM236 144L239 146V148H238V146ZM248 144H249V146H248ZM66 145L67 146L69 145V147H71V148L68 149ZM116 145H118V147ZM131 145H133V148L135 146L136 147L135 149H137V152H135L136 150L134 149L133 155L135 157L132 154H129L127 152V148H129V146H131ZM246 147H248L250 149H248ZM240 149H241V151L243 153L240 152ZM236 151L238 152L237 154H236ZM70 152L73 153V154H71ZM229 152H231V153H229ZM55 153L57 154V156H56ZM63 153L64 154L67 153V155L66 154L64 155ZM90 154H92V155H90ZM238 154H239V156H241V154H242V156L245 155L243 157V160L245 162V164H244L245 165V167H244L245 169L244 170L243 169L240 170V171H242V173H240V171H239L238 172L239 175L237 174L238 176L235 177V176L232 175V173L235 172V170L237 168L236 165H237V162L239 161L238 160L239 159ZM86 155H87V153H86ZM94 156H95V158H94ZM130 156H131V159L133 157L132 160L130 159ZM59 157H61V158H59ZM55 158H57V159H55ZM70 159H72V160H70ZM255 159H258L260 161V163H262L263 165L259 164V161L255 160ZM80 161H82L83 163L80 162ZM226 161H227V164L225 163ZM59 162H60V164L63 163V166H65V165L66 166L63 168V166L60 165ZM125 163H126V165H125ZM164 164L166 166H163ZM228 164L230 166V169L228 168ZM258 164H259V167L261 165L263 168L262 167L259 168ZM59 165L62 166V167H59L60 169L57 168ZM67 165L69 167H67ZM134 165H135V167H134ZM13 166H14L13 167L14 170L11 168L12 171H10L11 175H13L12 176L13 180H11L10 182H11V184L13 182V184L15 186L17 185L16 188L19 187V189L21 190V192H22L21 196L23 198V206L29 205V203L41 204V202H43L42 197L44 198V196H45L44 193L42 194L41 189L38 188L37 185L32 184V179H31V182H27L26 184L23 185L22 184V175L20 174V170L21 169L17 170L16 166L15 165H13ZM87 166H88V168H87ZM169 167H170L171 170L169 169ZM250 167H252L253 170L249 169ZM256 169H261L262 171L261 170H259V171L262 172V173L256 172V171H258ZM88 170H89V172H88ZM173 171H174V173H173ZM248 171H250V172H248ZM16 172H17L18 176H15ZM65 173H67L66 175L67 176L69 175L70 178L67 177L65 179L64 177H66V176L63 175ZM70 173H72V174H70ZM253 173H255V174H253ZM258 174H260V175L258 176ZM230 176H232V177H230ZM16 177H17V179H16ZM110 179L114 183V185L118 188L117 191H119V194H118L117 199H119L120 202H117L118 201L117 200L116 204L115 203L111 204L112 209H111V206H110L109 212L111 211L112 213L111 212L107 213L106 212L107 209L106 210L104 209V211H101L99 214H96V211H93V210H95L94 203L92 202L93 200L91 199L90 195L87 196V194H88L87 186L89 187V186L92 185L91 187L95 188L96 186H98V184L102 185V184L106 183L107 180L109 181ZM230 179H232L233 181L230 180ZM104 180H106V181H104ZM234 180L236 182H234ZM239 180H240L241 183L239 182ZM117 181H118V183H117ZM10 182H8V184H10ZM221 182H222V184H221ZM246 182H248V183L250 182V183L247 184ZM17 183H19V184L21 183V184L19 185ZM242 184L243 185L245 184V185L243 186ZM24 186H26V187L23 188ZM76 186H79V187H77V189H76ZM212 186L214 187L213 188L214 191H213V189H211ZM4 187H5V185L2 188H0V196H1V198H2V195H1L2 192L5 193V191L3 189L6 190L8 188V190H9V189L15 188L14 186H11V187L6 186L5 188ZM243 187H244V189H243ZM22 188H23V190H22ZM83 188H85V189H83ZM198 188H199V190H198ZM229 188H231L230 189L231 192L229 191ZM236 188H238L237 189L238 191L236 190ZM209 189H210V191H209ZM68 190H70L71 193H69ZM72 190H73L74 193L72 192ZM74 190L75 191L77 190L76 194H75ZM121 190H122V192H121ZM65 191H63V192L65 193ZM208 191H209V193L207 195ZM227 191H229V192H227ZM72 193H73V196L70 195ZM240 193H242V194L240 195ZM24 194H25V196H24ZM210 194H212V196ZM230 194L232 195V197H230L231 196ZM36 196H37V198H36ZM70 196L72 197L71 198L72 202L70 201ZM201 196H202V198H200ZM207 196H208V198H207ZM237 196H238V198H235L236 201L234 202L233 199H231V198L237 197ZM239 196H242V197H239ZM263 196L264 195H262L260 197V200L263 199V200H261L263 203H260L259 201H258V203L264 204ZM24 197H25V199H24ZM212 197H213L214 200L212 199ZM203 198L204 199L207 198L208 200L205 199V201H204ZM26 199L29 200V201H27ZM31 200L34 201V202H32ZM90 200H91V202H90ZM214 201L216 203H214ZM244 201H245V204H244ZM146 202H147V204H146ZM186 202H187V204H186ZM232 202H234V203L232 204ZM208 203H211V205H209ZM1 204L3 205L4 202L0 203V209L2 208ZM207 204L209 205V207L207 206ZM260 204H258V205H260ZM116 205H118V206H116ZM90 206H92V207H90ZM113 206H115V207H113ZM154 207H155V209H154ZM220 207H221V209H220ZM243 207L245 209L244 211H242ZM113 208L116 209L117 211H118V208H119V211H118L119 214H117V211L114 210ZM240 208H242V209H240ZM259 208L260 209L261 208L264 209L263 205L259 206ZM216 209H218V210H216ZM219 210H220V212H218ZM153 211H155V212L157 211V212L154 214ZM58 212H59V214H58ZM76 212H77V214H76ZM262 212H264V210H262ZM186 213H188V214H186ZM122 214L124 215L123 218H125V219L123 221H125V222H123L121 224V222L119 221V218L122 216ZM222 214H224V215L222 216ZM60 215H62V216L59 217ZM260 215L259 216L262 219H261V221L259 219V222H261V223H258L259 225L256 224V229H260L261 228V232H260V230H258V232H257L256 229L255 230L264 239V234H263L264 233V228H263L264 226L262 227V225H261L264 222V217H262V216H264V214L263 215L260 214ZM95 216H96V218H95ZM243 216L245 217V215H243ZM62 217H64V220H63ZM207 217H209V219H211V220H207L208 219ZM222 217H224V218H222ZM165 218H166L167 221L165 220ZM241 219H244V218L241 217ZM218 221H220V222L218 223ZM221 221H224V222H221ZM215 222H216V224H215ZM207 223H208V225H207ZM209 223H210V225H209ZM220 223H223V224H220ZM213 224H215L216 226L218 224L219 225L218 228H216L215 225L213 226ZM243 225H244V223H243ZM245 225H246V223H245ZM257 225L260 226V227H258ZM230 228L231 227H229V224H228V228L227 229H230ZM165 229H166L165 232L168 233V235L166 233H164ZM224 229H226V228H224ZM227 229H226V231H227ZM230 231H234V230L231 229ZM226 233L227 232H225V234ZM230 233H232V232H230ZM261 233L263 235H261ZM223 234H224V232H223ZM35 236H36V234H35ZM212 236H214L215 239H216V240H214V242L212 240V239H214V237L212 238ZM260 236L257 237L258 238L257 241L263 240ZM200 237H201V239H199ZM49 238L47 239V241L49 240ZM217 238L219 240L220 239L221 240L219 241ZM37 239H38V237H37ZM37 239H36L37 242H39V241L40 242H44V240L41 239V237H39V239H38L39 241ZM183 239H185V240L183 241ZM65 240H67V241L65 242ZM134 240H136V241H134ZM182 241L186 245L183 244ZM136 243H138V244H136ZM164 243H166L167 245L164 244ZM175 244H176V246H175ZM122 245H124V246H122ZM165 245L167 246L166 248H164ZM168 245H170V246H168ZM117 246H119V248ZM185 246H186V248H185ZM210 246L213 247V248H211ZM174 247H176V248H174ZM259 247L260 248H256V246H255L256 249L253 248L252 250L250 249L248 252L246 251L247 253H245L246 255L243 258L246 261L244 260L245 263H243V264H250V261H252L251 264H255V263L256 264H261L262 263V262L261 263L259 262V261L262 260V259H260L261 255L258 254V251H260V249H261V246H259ZM180 248H181V251H176L177 249L180 250ZM220 249H221V251H223L222 253H221ZM173 250H174V252H173ZM59 251H61V250L52 249L50 251V253L48 255H46V256H49L48 260H45V262L42 261L44 263L37 262L36 264H38V263H40V264H45V263L46 264H59V263H62L61 261L63 259H66L65 256L67 254L64 253L63 251H61L59 253ZM253 251H254V253H252ZM255 251H257V252H255ZM249 252L252 255H250ZM63 253L66 254V255L64 256ZM224 253H225V256L228 254L227 255L228 257L227 256L226 257L223 256ZM231 254H233V257L236 256L234 260L232 259L233 257L231 256ZM56 255H57V257H56ZM249 256L252 258V260H251V258ZM133 257H135V258L133 259ZM171 257H172V259H171ZM219 257H221V258H219ZM167 258H170L171 260L167 259ZM218 259H220V260H218ZM167 260L169 261V263H168ZM230 260H232V261H230ZM23 261H24L23 259H20L19 262L15 263V264H24V263L25 264H30V263H26L27 261H24V263H23ZM46 261H48V262H46ZM236 261H238V262H236ZM263 264H264V262H263Z\"/></svg>",
  "mask_w": 264,
  "mask_h": 264
}]
</instances>
